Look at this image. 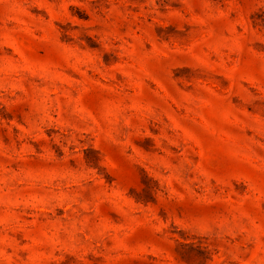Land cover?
Instances as JSON below:
<instances>
[{"label":"rangeland","instance_id":"1","mask_svg":"<svg viewBox=\"0 0 264 264\" xmlns=\"http://www.w3.org/2000/svg\"><path fill=\"white\" fill-rule=\"evenodd\" d=\"M0 264H264V0H0Z\"/></svg>","mask_w":264,"mask_h":264}]
</instances>
